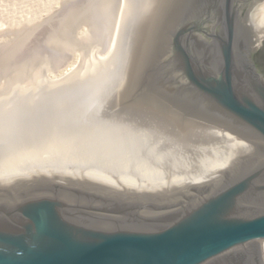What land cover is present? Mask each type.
<instances>
[{
	"label": "water",
	"instance_id": "95a60500",
	"mask_svg": "<svg viewBox=\"0 0 264 264\" xmlns=\"http://www.w3.org/2000/svg\"><path fill=\"white\" fill-rule=\"evenodd\" d=\"M261 41L264 0L75 2L77 69L0 102V264H264Z\"/></svg>",
	"mask_w": 264,
	"mask_h": 264
},
{
	"label": "rangeland",
	"instance_id": "374dc122",
	"mask_svg": "<svg viewBox=\"0 0 264 264\" xmlns=\"http://www.w3.org/2000/svg\"><path fill=\"white\" fill-rule=\"evenodd\" d=\"M17 1H19L20 4ZM34 1H35V4L38 2L37 3L38 5L36 4V7H37L42 2L45 4V1L51 2V1H55V0H45V1H43V0H25V2H24V0H21V1L20 0H15V1L4 0V2H3V0H1L0 1V15H1L0 16V21H1L0 23L5 22V19L4 18L2 19L3 11L9 12V10H10L12 13H16V12L18 13L19 12V14H22L25 12V10L21 7L22 6L21 4L25 3L23 5L28 6L26 10H28V8H30L29 9V13H30V11L33 9L32 5H33ZM56 1L57 2H60V1L65 2V0H56ZM72 1L75 3V1L77 2L78 0H72ZM72 1L66 0L67 3L64 6V10L62 11V13H59L57 15V20H52L53 22L50 21L52 24L49 23L50 25L48 27L45 26V28H42L41 30L35 31L34 33L26 36V38L22 42H20V43L17 42L15 44V46H14L15 50H14L13 54L16 55V58H13V59L15 62H18V67L16 66V63H14L13 59L11 61L6 60V62L4 63V66H2V70H4L6 72V74H4V77H3L4 79H7V81H9V82L11 80L12 84L17 83V84H20L21 86H28L26 88H28V89L32 88L34 90V92H36V91L48 88V86L51 87V86L60 84L63 81L60 82L59 78L62 77V79H63V76H64L63 73H65V72L67 73L71 68L76 69L79 66L80 61L82 59V56H81V53L79 50L71 49V50H61V51L55 50L54 51V49L49 45L50 44V36H51L57 22L61 19V17L64 15V13L74 4V3H72ZM13 3L15 4V6ZM1 4L3 7L1 6ZM19 6H20V8H18ZM12 8H13V10H12ZM23 10H24V12H23ZM82 27H86V26L83 25ZM87 30H88V28H87ZM46 54H47V56H46ZM10 63H11V65H10ZM39 64H40V66H39ZM12 66H15L14 67L15 69ZM8 67H10V68H8ZM16 69L18 70V72H16ZM49 72H52L54 75L56 74L58 76V79L55 80L57 83L55 81H54L55 83L54 82L51 83L45 79L46 75ZM67 76H69V75H67ZM28 94L29 93H25V94H22L21 96L28 95Z\"/></svg>",
	"mask_w": 264,
	"mask_h": 264
},
{
	"label": "bare ground",
	"instance_id": "6f19581e",
	"mask_svg": "<svg viewBox=\"0 0 264 264\" xmlns=\"http://www.w3.org/2000/svg\"><path fill=\"white\" fill-rule=\"evenodd\" d=\"M8 1H15V0H8ZM43 1H45V0H43ZM70 1H72V0H70ZM3 2H4V0H3ZM17 2H19V1H17ZM24 2H25V0H24ZM46 2L47 1H45V4L43 2L41 4L39 3L40 5L37 7H36V4L38 2L35 4V1H34L33 5L31 4L32 3L31 2L30 4L32 5L33 9L31 8L32 10L30 11V13H29L30 8H28V10H26L28 6H26V5L24 6L23 4H25V3H23V2H22L23 4H21L22 5L21 7L25 10V12L23 10L24 13H22V14H19V12L18 13L17 12L12 13L10 10H9V12L3 11L2 19L4 18L5 22L0 23V102L20 97L22 94H25V93L30 94V93L34 92V90L32 88H29V89L26 88L28 86H21L20 84H17V83L12 84L11 80L9 82V81H7V79H4L3 77H4V74H6V72L4 70H2V66H4V63L6 62V60L11 61L13 58H16V55H14L13 52L15 50L14 46L17 42L20 43L26 38V36L34 33L37 30H41L42 28H45V26L48 27L50 25L49 23H51L50 21L57 20V15L59 13H62V11L64 10V6L67 3L66 0H65V2L64 1L57 2L56 0L51 1V2L48 1L47 3ZM72 3H74V2L72 1ZM19 4H20V2H19ZM1 6H2V4H1ZM14 6H15V4H14ZM13 8H12V10H13ZM18 8H20V6ZM87 31H88L87 27H81V29H79L77 31V35L83 36V35L87 34ZM46 56H47V54H46ZM13 61H14V59H13ZM14 63H16V66L18 67V62L14 61ZM10 65H11V63H10ZM39 66H40V64H39ZM12 67L14 68L15 66H12ZM8 68H10V67H8ZM17 69H16V72H18V70H19V69L18 70ZM73 69L71 68L67 73L66 72L63 73V75H64L63 79H62V77L59 78L60 82L68 79L74 73V71L77 68L74 70ZM67 75H69V76H67ZM45 79L48 80L49 82L53 83L55 80L58 79V76L56 74L54 75L52 72H49L46 75Z\"/></svg>",
	"mask_w": 264,
	"mask_h": 264
},
{
	"label": "flooded vegetation",
	"instance_id": "af4514ba",
	"mask_svg": "<svg viewBox=\"0 0 264 264\" xmlns=\"http://www.w3.org/2000/svg\"><path fill=\"white\" fill-rule=\"evenodd\" d=\"M253 59L256 66L264 73V41L253 46Z\"/></svg>",
	"mask_w": 264,
	"mask_h": 264
}]
</instances>
